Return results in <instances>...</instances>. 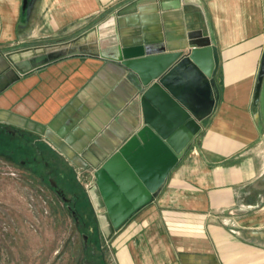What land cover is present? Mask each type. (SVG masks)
I'll return each mask as SVG.
<instances>
[{
  "label": "crops",
  "instance_id": "obj_1",
  "mask_svg": "<svg viewBox=\"0 0 264 264\" xmlns=\"http://www.w3.org/2000/svg\"><path fill=\"white\" fill-rule=\"evenodd\" d=\"M23 3L0 0V127L40 137L74 172L99 169L141 127L138 75L95 55L20 75L8 53L70 41L113 13L123 48L218 49V107L107 243L109 263L264 264V0H34L28 15Z\"/></svg>",
  "mask_w": 264,
  "mask_h": 264
},
{
  "label": "water",
  "instance_id": "obj_2",
  "mask_svg": "<svg viewBox=\"0 0 264 264\" xmlns=\"http://www.w3.org/2000/svg\"><path fill=\"white\" fill-rule=\"evenodd\" d=\"M33 2L24 0L25 14H29ZM118 14H111L70 41L6 55L20 75L77 55L100 56L138 75L144 88L141 127L97 169L96 183L91 189L100 194L105 208L99 220L107 239L152 202L201 131V124L218 107L220 97L216 82L220 58L216 46L208 43L194 46L187 53L156 55H147L142 47L123 48ZM263 83L264 53L254 97L256 106ZM4 128L10 134L17 133L11 127ZM52 185L57 187L54 181Z\"/></svg>",
  "mask_w": 264,
  "mask_h": 264
},
{
  "label": "rangeland",
  "instance_id": "obj_3",
  "mask_svg": "<svg viewBox=\"0 0 264 264\" xmlns=\"http://www.w3.org/2000/svg\"><path fill=\"white\" fill-rule=\"evenodd\" d=\"M96 171L74 172L40 137L0 127V264H110L117 231H102Z\"/></svg>",
  "mask_w": 264,
  "mask_h": 264
}]
</instances>
